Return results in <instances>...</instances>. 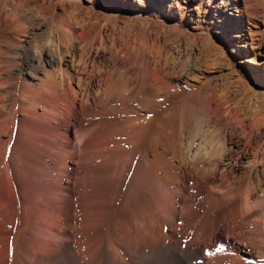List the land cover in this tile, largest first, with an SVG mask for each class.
Segmentation results:
<instances>
[{
    "label": "bare ground",
    "instance_id": "6f19581e",
    "mask_svg": "<svg viewBox=\"0 0 264 264\" xmlns=\"http://www.w3.org/2000/svg\"><path fill=\"white\" fill-rule=\"evenodd\" d=\"M86 1L0 0V264H264V107L209 87L187 32L264 0Z\"/></svg>",
    "mask_w": 264,
    "mask_h": 264
},
{
    "label": "rangeland",
    "instance_id": "374dc122",
    "mask_svg": "<svg viewBox=\"0 0 264 264\" xmlns=\"http://www.w3.org/2000/svg\"><path fill=\"white\" fill-rule=\"evenodd\" d=\"M72 6H81L84 7V10H94L96 8L90 7L86 0H66ZM190 4L195 5L196 0H187ZM240 1V0H239ZM59 2V1H58ZM239 10V8H238ZM28 15L35 16L41 20V29L35 34V40L39 41L44 38V36L53 31V25L50 20H46V18L39 14L38 10L31 11L28 8ZM37 14H36V13ZM114 15H131L132 17H138L139 14L133 13V11H119L113 13ZM225 14L232 20H238V26L227 25L224 29H226L227 33L224 38H220L217 33L210 32L208 34H200L197 31L193 32L192 29L187 30L188 33H193L196 36H201L204 38L208 44H210L214 48L215 56L211 59L216 58V63H219L218 66H213L210 61L207 60L205 64L208 66L206 69L202 68L207 73H211L216 75L217 77L212 80L209 87H213L216 92L223 91L226 86H230L231 92L236 94V98L238 99V104L245 108L246 115L249 116L252 111L258 110L260 106L264 107V96L258 94V92L247 84H252V81H255L256 77H254V73H258L257 68H260V64L264 61V48L260 46L257 48V53L253 55V60L255 64L248 63L247 59V49L246 43L249 39V29H263L264 24L259 20H254L258 24L256 26L248 25L245 17L240 16L238 12L234 9H230ZM39 15V16H38ZM43 17V18H42ZM42 18V19H41ZM45 18V19H44ZM140 19H143L139 16ZM47 21V23H46ZM45 22V23H44ZM162 24L168 22H161ZM169 24V23H168ZM36 24H34L35 26ZM254 38H258V36H254ZM209 62V63H208ZM213 67V68H212ZM212 68V69H211ZM212 70V71H211ZM244 73L251 74V79H248L244 75ZM261 81H264L262 76L258 77ZM261 81H255L254 84H257L258 87L264 88L263 83ZM215 85V86H214ZM245 86V87H244ZM246 88V89H245ZM243 90V91H242ZM245 99V100H244ZM248 101V102H247ZM246 105V106H245ZM256 106V107H255ZM258 106V107H257ZM252 108V109H251ZM232 140H237L234 136H231ZM91 197L88 198V201H91ZM221 197H212L209 201V206H217L220 204ZM208 225V224H207ZM210 229V226H207Z\"/></svg>",
    "mask_w": 264,
    "mask_h": 264
}]
</instances>
